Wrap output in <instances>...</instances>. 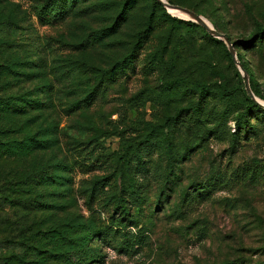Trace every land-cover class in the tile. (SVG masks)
<instances>
[{"label": "rangeland", "instance_id": "1", "mask_svg": "<svg viewBox=\"0 0 264 264\" xmlns=\"http://www.w3.org/2000/svg\"><path fill=\"white\" fill-rule=\"evenodd\" d=\"M172 1L0 0V264H264V0Z\"/></svg>", "mask_w": 264, "mask_h": 264}, {"label": "trees", "instance_id": "2", "mask_svg": "<svg viewBox=\"0 0 264 264\" xmlns=\"http://www.w3.org/2000/svg\"><path fill=\"white\" fill-rule=\"evenodd\" d=\"M171 3H174V1L169 0ZM155 3L160 4L161 2L159 0H154ZM44 8V7H43ZM37 15H39V17H44L45 12L43 11L42 8H37ZM193 23V22H190ZM194 24V23H193ZM207 37L211 38V39H215L217 41H221L217 38L212 37L205 29H204ZM264 39V27H261L259 30V36L257 37V39L250 41V43L252 45L257 44V42L262 41ZM136 51L134 50L128 58L124 59L122 61L123 63V67H127L128 64H131L133 62V58L135 56ZM9 63H11V60L2 63L0 62V79H3L4 76H6V74L8 72H13L15 71L13 68V65H10ZM13 63V62H12ZM15 63V62H14ZM13 63V64H14ZM1 83V82H0ZM251 88L254 91L255 95L263 98L262 93L260 92V90L257 87L256 82H251ZM98 87H96L95 91L90 95V98H87L85 101L89 103H91V101L93 100V98L96 95ZM5 90V86H3V84H0V135L1 134H6L8 133V130H11L10 126L7 123H4V121H6V119L9 117L8 115L11 114H20L22 112H24V110H26V108L29 106H31L32 108H42L45 104H43L44 102L39 101L40 99L36 98V100H34L33 102L30 100H27V104H22L19 103L18 101L20 100H24L27 98H21L20 96H15L13 94H8L4 92ZM31 99V98H28ZM250 102H251V107H253V110H261L264 112V109L258 104L256 103L253 99L249 98ZM28 113V112H27ZM8 129V130H7ZM39 130V129H38ZM28 134L26 135V142H23L24 148H50L51 145H53L52 143V139L50 138H45L42 139L40 138V134L37 132H33V129L29 130V132H27ZM11 148V146L9 144H6L4 146V148L8 147ZM125 209V208H124ZM83 242L85 244L88 245V248H92L91 247V237L86 236L83 239ZM82 249L78 248L76 245L73 246L69 251L66 252V256H67V260L65 262V264H88L89 259H96V257L93 256V252L92 254L90 253V257L85 256L86 254H81ZM92 255V257H91Z\"/></svg>", "mask_w": 264, "mask_h": 264}, {"label": "water", "instance_id": "3", "mask_svg": "<svg viewBox=\"0 0 264 264\" xmlns=\"http://www.w3.org/2000/svg\"><path fill=\"white\" fill-rule=\"evenodd\" d=\"M167 9L169 12H171V8L172 9H178V10H181L183 11L185 14L188 15V17H190L191 20L193 21H196L198 22L199 24H201L202 26H204L211 34H213L214 36L220 38V39H224V35L222 33H220L218 30H216L213 25L210 26V24L207 22V20L201 16L200 14L188 9V8H184V7H181V6H177V5H173L171 3H169L167 0H159ZM173 13V12H171ZM175 14V13H174ZM227 40V43L229 44L230 46V52L232 54V57L235 59V61H238L237 58H236V53H235V50L233 48V44L231 43L230 40L228 39H225ZM239 63V62H238ZM242 67V65H241ZM243 68V67H242ZM246 89L249 93V95L255 99L256 101L259 102V98L255 95L254 91L252 90L251 88V85H250V82H249V79L246 78ZM260 103V102H259Z\"/></svg>", "mask_w": 264, "mask_h": 264}, {"label": "bare ground", "instance_id": "4", "mask_svg": "<svg viewBox=\"0 0 264 264\" xmlns=\"http://www.w3.org/2000/svg\"><path fill=\"white\" fill-rule=\"evenodd\" d=\"M171 10V12L173 11V13L174 12H176V13H179V14H182V16H188L187 14H185L183 11H181V10H178V9H170ZM211 26V25H210Z\"/></svg>", "mask_w": 264, "mask_h": 264}]
</instances>
